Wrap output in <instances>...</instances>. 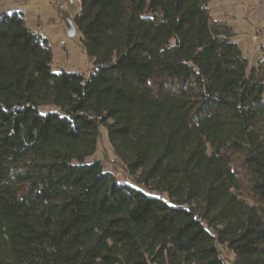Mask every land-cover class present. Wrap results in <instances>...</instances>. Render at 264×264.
Masks as SVG:
<instances>
[{"label":"trees","instance_id":"16d2710c","mask_svg":"<svg viewBox=\"0 0 264 264\" xmlns=\"http://www.w3.org/2000/svg\"><path fill=\"white\" fill-rule=\"evenodd\" d=\"M78 1L87 78L0 15V264H264V45L247 73L209 0ZM103 127L133 185L85 161Z\"/></svg>","mask_w":264,"mask_h":264},{"label":"rangeland","instance_id":"374dc122","mask_svg":"<svg viewBox=\"0 0 264 264\" xmlns=\"http://www.w3.org/2000/svg\"><path fill=\"white\" fill-rule=\"evenodd\" d=\"M208 10L212 16L230 25L234 31L231 39L237 42L248 60L247 73L261 71L264 45V0H209ZM80 10L78 1L66 9L58 7V0H0V15L19 12L31 31L45 36L51 45V71L75 72L87 78L93 67V60L87 57L80 42V32L68 35L65 20L73 19ZM264 81V80H263ZM264 95V91H263ZM48 106L42 107L46 109ZM102 129V137L96 150L85 158L86 162L100 159L103 170L113 172L118 182L133 185V178L112 154V148ZM165 198V195L163 194ZM219 251L227 264H231L234 254L224 245Z\"/></svg>","mask_w":264,"mask_h":264},{"label":"water","instance_id":"95a60500","mask_svg":"<svg viewBox=\"0 0 264 264\" xmlns=\"http://www.w3.org/2000/svg\"><path fill=\"white\" fill-rule=\"evenodd\" d=\"M65 28L68 32V35H70V36L76 33V30H75L76 25H75L74 20L72 18L65 20Z\"/></svg>","mask_w":264,"mask_h":264},{"label":"built area","instance_id":"2783aa9c","mask_svg":"<svg viewBox=\"0 0 264 264\" xmlns=\"http://www.w3.org/2000/svg\"><path fill=\"white\" fill-rule=\"evenodd\" d=\"M78 0H58V7L61 9H66L70 5L75 4Z\"/></svg>","mask_w":264,"mask_h":264},{"label":"crops","instance_id":"0c3cea01","mask_svg":"<svg viewBox=\"0 0 264 264\" xmlns=\"http://www.w3.org/2000/svg\"><path fill=\"white\" fill-rule=\"evenodd\" d=\"M78 3L80 4V1H78Z\"/></svg>","mask_w":264,"mask_h":264}]
</instances>
